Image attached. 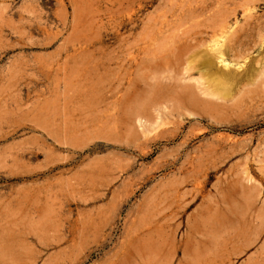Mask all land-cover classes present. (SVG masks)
<instances>
[{"label": "rangeland", "instance_id": "374dc122", "mask_svg": "<svg viewBox=\"0 0 264 264\" xmlns=\"http://www.w3.org/2000/svg\"><path fill=\"white\" fill-rule=\"evenodd\" d=\"M198 1L245 0H0V264L261 259L263 110L224 99L226 90L236 100L245 90L211 82L221 63L209 75L199 61L169 73L151 55L168 54L163 64L172 55L161 48L164 11ZM247 1L264 25V0ZM236 18L244 22L242 10L232 13L233 27ZM263 35L247 60L226 55L239 72L252 63L256 83L246 89L264 90ZM183 95L196 109L168 116ZM247 136L257 138L251 148L219 152L202 166L198 181L213 174L206 196H178L176 186L193 188L180 182L196 156L218 138ZM238 172L242 182L224 188L232 202L208 210L219 181ZM250 202L255 210L246 214Z\"/></svg>", "mask_w": 264, "mask_h": 264}, {"label": "bare ground", "instance_id": "6f19581e", "mask_svg": "<svg viewBox=\"0 0 264 264\" xmlns=\"http://www.w3.org/2000/svg\"><path fill=\"white\" fill-rule=\"evenodd\" d=\"M229 4L230 5L228 7H225V6L223 7L224 5L223 3L216 4L212 2L210 3V2H199L198 1L196 3H189V4H184V3L179 4V5L172 4L166 9V11H164V13L162 12L163 10H161V13H163V15H162V20L160 21L161 24L159 28L162 29L165 26L167 27L166 33H163V34L160 33L161 34L160 37L162 39L161 48L163 51L169 50L172 53V55L170 56V58H167L168 60L166 59L165 64L162 63V60L168 54L163 56L162 55L163 52H159V53L155 52L156 54H154L153 52V54L151 55H155V57H153L152 59L156 62V65H160L159 68L169 73L179 72L180 68L183 65L187 66V67L185 66V68H191L195 62L199 61V65H200L199 68L203 69L204 73H207L209 75L212 72L211 70L214 67V64H216V62L221 63L222 67L224 66L225 69H221V67L218 65L221 70L219 69L218 72L216 70V76L215 74H210V76L213 77L212 80L210 79L211 82H213V80H216L217 83H219L220 85H223V84H225L226 86L228 85L227 89L229 86L230 87L239 86L241 89L245 90L244 93L242 94V97L240 96L241 98L236 100L231 95V91L227 92L225 88L227 93L225 92L226 96L224 99H227V101H230V102L232 101L234 104H250V103L258 104L259 103V108H261L264 113V90L261 91L257 89L258 87L256 89H252V88L246 89L247 86L256 83L255 82L256 73L252 66V63H249V62L247 63V61H245L247 65L244 67L245 63L243 62L244 65H241V67H244V69L241 72H239L238 70L232 69L234 68L233 67L234 65L231 67L232 61L228 62L226 58V55L230 54L235 57L236 61L237 60L239 61L241 58H244V57L247 60L248 57L246 56V53H248V50H250L251 48L258 46L256 34L261 33V31L264 29V25L259 21L258 17L252 11L249 10L248 8L249 6L247 7V4H249V1L247 0L242 1V2L229 1ZM239 10H242L243 12L244 22L242 24H238L240 20L238 22L236 18V23H235L236 26L233 27L232 26L233 24L231 25L232 13L233 15H238ZM228 11L229 13H227ZM170 16L174 18V20L170 21L169 20ZM157 24L158 23L156 22L153 25V27L154 28L156 26L158 27ZM209 40H211L212 42H215V46L209 44L208 43ZM157 45L159 44L157 43ZM157 48L159 47L157 46ZM239 65L240 64H238L237 66ZM188 72L189 71H187L186 73ZM257 78L260 79V77H257ZM216 85L218 86V84ZM225 90H223V92ZM228 90H231V88H229ZM241 91L242 90H240V92ZM206 92H207V95L208 93H210L208 92V89ZM215 94L216 92L213 95L215 96ZM221 94L219 93L220 96ZM225 94L223 93L222 95L224 96ZM176 103H177L176 107H173L170 111L167 112L168 116L169 115L170 116H180L183 113L182 110L193 111L198 106L197 101L194 98L187 96V95H183L179 97ZM166 108H169V107H166ZM163 123H165V121ZM166 124L168 125V123ZM182 127L184 128L186 127V125H183ZM202 131L204 132V130ZM256 141H257V138L254 136H250L245 140H236V138L235 140H232L228 138L226 139L224 137H221L215 140L214 144L210 145L206 149L204 148L205 150L193 159V162H194L193 166L195 165L194 169L185 173V176L182 178V181L180 182V184L192 185L193 188L191 190L181 191L182 188L180 187V185L176 186L175 190L178 193V196L185 198L189 194H192V193L194 194L195 198L198 197L199 195L206 196L205 194L206 187L209 184L210 179L213 177V174L208 173L207 178L204 182L198 181L199 174L203 172L202 166L205 163L213 164L214 162H216L217 159L219 158V152H227V151L235 152L236 150L239 151L242 149L251 148L255 144ZM185 143H187V141H185ZM263 143H264V137L258 138V145L260 146ZM243 168L245 169L242 170V174L246 173L247 175L249 169L245 166H243ZM242 174L238 172L236 174H233L232 178L229 177V179L231 178L230 180L225 179L223 181H219L218 183L219 186H217V194L213 198L211 197V200L207 204L208 210H211L212 208H218L219 206H222L223 204L232 202L231 196H228L227 193L224 192V188L226 186H229L230 184L241 183ZM249 175H250V171L247 176ZM247 186H249L250 188L256 187L255 183H248ZM207 196L209 197L211 195H207ZM254 210H255L254 202L247 203V205H245L244 207V211L246 214H252ZM243 236H244V233L241 231L238 232L236 235V237H243ZM252 264H264V251L262 253L261 259L259 261L253 262Z\"/></svg>", "mask_w": 264, "mask_h": 264}]
</instances>
